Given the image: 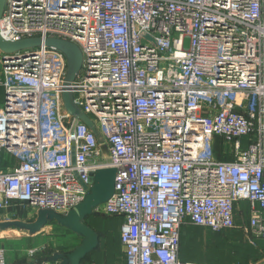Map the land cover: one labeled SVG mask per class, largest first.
Listing matches in <instances>:
<instances>
[{
	"label": "built area",
	"instance_id": "built-area-1",
	"mask_svg": "<svg viewBox=\"0 0 264 264\" xmlns=\"http://www.w3.org/2000/svg\"><path fill=\"white\" fill-rule=\"evenodd\" d=\"M0 36L83 56L66 82L54 47L0 52V214L66 216L112 169L92 212L122 219L125 264H205L181 259L185 225L264 241V0H5Z\"/></svg>",
	"mask_w": 264,
	"mask_h": 264
},
{
	"label": "rangeland",
	"instance_id": "rangeland-1",
	"mask_svg": "<svg viewBox=\"0 0 264 264\" xmlns=\"http://www.w3.org/2000/svg\"><path fill=\"white\" fill-rule=\"evenodd\" d=\"M79 74H83L82 69ZM240 205L245 211L248 210L246 201H241ZM239 219L246 221L247 214L239 212ZM82 222L98 234V247L88 261L94 264H120L123 260V248L118 239L120 218L103 212H91L82 218ZM50 223L51 226L45 227L44 237L47 240L43 241V246L49 253L53 252L50 254L69 257L82 244L85 236L74 230L71 232L57 219H52ZM184 227L181 229V250L185 259L205 264H261L263 260L264 241L241 230L212 233L199 227Z\"/></svg>",
	"mask_w": 264,
	"mask_h": 264
},
{
	"label": "water",
	"instance_id": "water-1",
	"mask_svg": "<svg viewBox=\"0 0 264 264\" xmlns=\"http://www.w3.org/2000/svg\"><path fill=\"white\" fill-rule=\"evenodd\" d=\"M5 7V0H0V19ZM44 43L46 46L54 47L60 50L67 60V72L65 81L70 82L74 80L82 65V52L80 48L73 42L57 38L47 37L44 40L41 37H29L18 41H7L0 36V52L11 53L19 50L33 49L36 46ZM62 101L65 110L74 117L82 120L88 125L96 134L98 141L101 142V137L97 132L92 120L74 103L73 95L70 91L62 93ZM114 174L112 169H104L94 175L95 183L90 194L74 208H72L66 216H61L53 211L40 210L42 218H46L47 214L50 218H54L62 222L63 225L69 227L71 230L79 232L85 236L83 243L65 257L61 254H55L54 258H62L64 262L70 261L72 264H80L81 258L90 253L98 243V234L92 228L86 226L82 222V218L90 214L92 209L107 200L113 192Z\"/></svg>",
	"mask_w": 264,
	"mask_h": 264
},
{
	"label": "crops",
	"instance_id": "crops-1",
	"mask_svg": "<svg viewBox=\"0 0 264 264\" xmlns=\"http://www.w3.org/2000/svg\"><path fill=\"white\" fill-rule=\"evenodd\" d=\"M0 93L2 95L3 103L4 90L2 87H0ZM2 106L3 105L0 106V109ZM6 163L4 164V167H6ZM39 211L40 210L22 209L19 205L14 204L1 212L0 247L4 249V256L7 264H41L45 262L49 264H72L70 261L64 262L62 258L55 259L54 255L50 254L53 252L49 253L47 248L43 246V241L46 239V232L44 233L45 227L51 226L50 222L54 218L51 219L48 216L49 218L44 219L41 217ZM245 213L247 214V211H245ZM5 223V228L1 229L2 225H5ZM121 223L122 219L120 218L119 230ZM186 227L195 226L185 225L184 228ZM70 231L73 232V230L71 229ZM98 244L99 243H97L96 247L90 253L86 254L83 258H81L79 262L80 264H94L93 262L88 260L92 259V253L98 247ZM180 257L182 260L185 261H193L185 259L183 257L181 248ZM95 264H97V262H95ZM120 264H125L124 253L123 260Z\"/></svg>",
	"mask_w": 264,
	"mask_h": 264
}]
</instances>
